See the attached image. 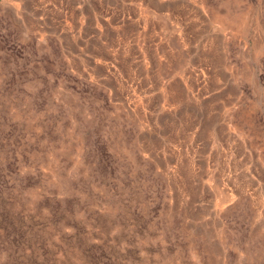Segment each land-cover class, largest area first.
I'll return each instance as SVG.
<instances>
[{"label":"rangeland","instance_id":"obj_1","mask_svg":"<svg viewBox=\"0 0 264 264\" xmlns=\"http://www.w3.org/2000/svg\"><path fill=\"white\" fill-rule=\"evenodd\" d=\"M0 264H264V0H0Z\"/></svg>","mask_w":264,"mask_h":264}]
</instances>
